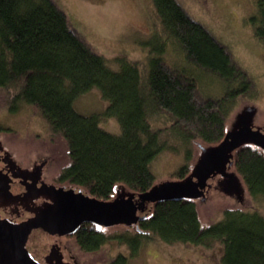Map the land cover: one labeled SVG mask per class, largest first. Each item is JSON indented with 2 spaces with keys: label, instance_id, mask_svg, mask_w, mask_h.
<instances>
[{
  "label": "trees",
  "instance_id": "trees-1",
  "mask_svg": "<svg viewBox=\"0 0 264 264\" xmlns=\"http://www.w3.org/2000/svg\"><path fill=\"white\" fill-rule=\"evenodd\" d=\"M153 2L167 39L153 45L143 66L118 57L112 67L53 0H0V111L30 107L47 126L52 146H65L61 179L101 200L122 189L147 191L156 182L151 161L164 149L183 152L184 164L171 176L184 178L195 145L221 141L237 98L257 94L231 49L177 0ZM247 23L264 42V0H255ZM168 51L174 62L164 57ZM209 78L220 83L219 95L204 90ZM93 87L109 100L102 113L116 116L119 133L99 126L103 114L74 110V100ZM232 168L250 199L264 200V151L251 144L237 148ZM253 209L230 206L220 219L203 223L197 200H163L144 207L135 225L108 234L84 230L79 239L83 248L98 250L114 237L131 255L155 238L207 246L218 241L221 264H264V215ZM127 259L118 254L110 264Z\"/></svg>",
  "mask_w": 264,
  "mask_h": 264
},
{
  "label": "rangeland",
  "instance_id": "rangeland-1",
  "mask_svg": "<svg viewBox=\"0 0 264 264\" xmlns=\"http://www.w3.org/2000/svg\"><path fill=\"white\" fill-rule=\"evenodd\" d=\"M53 1L65 12L81 37L102 54L112 67H116L118 57H125L143 66L152 53L153 45L167 39L153 0ZM177 1L192 19L204 25L231 49L236 62L252 75L253 81L256 82V96L250 100L248 97H238L230 120L232 121L235 113L241 108L253 104L257 107L254 124L264 127V42H259L253 37L251 26L247 23V18L255 11V0ZM164 57L169 62H174L176 55L168 51ZM202 83L204 90L209 94L221 93V85L216 79H204ZM108 106L109 100L103 97L98 87L82 93L73 102L74 110L86 116L93 113L103 114ZM0 126V139L13 143L20 157H26L30 152H47L51 155L54 148L57 149L54 158L60 169L66 162L65 146H52V141L48 139L47 126L30 107L22 105L16 112L0 111ZM99 126L111 133L120 132L119 122L114 115H101ZM199 152L200 149L195 145L190 161L191 168ZM184 158L183 152L165 149L160 151L151 161L155 183L176 180L171 174L184 164ZM230 170L234 171L232 167ZM219 181V175L209 179L211 187L207 190L206 199H197L199 216L203 223L220 219L225 208L237 205L250 210L256 208L264 215V200H251L244 191L243 199L239 201L236 196L223 193ZM149 205L148 202L145 207ZM141 211L137 213L141 214ZM119 230H123L122 226L111 228L107 233ZM46 237L44 233L36 232L30 236L28 243L33 249L41 250L48 241ZM130 251L128 245L110 237L98 254L105 257L123 253L128 257L127 264H221V246L218 241L207 246L166 242L162 238H155L143 242L134 255H131Z\"/></svg>",
  "mask_w": 264,
  "mask_h": 264
},
{
  "label": "water",
  "instance_id": "water-1",
  "mask_svg": "<svg viewBox=\"0 0 264 264\" xmlns=\"http://www.w3.org/2000/svg\"><path fill=\"white\" fill-rule=\"evenodd\" d=\"M255 105H246L237 111L220 142L214 145L199 144V155L188 175L182 179L164 180L147 191L134 193L122 189L108 200L86 195L82 190L43 186L50 202L39 207L26 220L12 224L0 222V264H39L28 253L26 242L32 229L42 228L49 233H73L83 222L99 226L135 225L144 215L146 203L163 200L192 199L204 201L211 187L209 179L219 175L220 189L241 201L244 186L235 171L233 152L246 144L264 151V127L255 126Z\"/></svg>",
  "mask_w": 264,
  "mask_h": 264
},
{
  "label": "flooded vegetation",
  "instance_id": "flooded-vegetation-1",
  "mask_svg": "<svg viewBox=\"0 0 264 264\" xmlns=\"http://www.w3.org/2000/svg\"><path fill=\"white\" fill-rule=\"evenodd\" d=\"M60 171L55 158L49 153L30 152L26 157H20L13 143L0 139V222L20 223L33 216L39 207L49 203L50 199L43 191V186L82 190L62 180ZM83 193L88 195L85 191ZM117 226L127 225L105 227L83 222L73 233L66 234L49 233L38 227L30 232L26 247L29 255L39 264H110L116 255H126L118 253L114 256H100V249L83 248L79 238L84 230L108 234L109 229ZM36 232L47 236L48 241L41 250L33 249L28 243L30 236Z\"/></svg>",
  "mask_w": 264,
  "mask_h": 264
}]
</instances>
